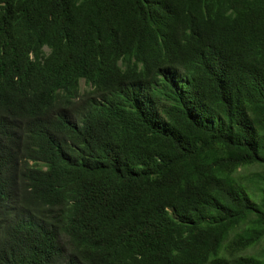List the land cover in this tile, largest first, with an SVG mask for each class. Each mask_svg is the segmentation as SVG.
I'll use <instances>...</instances> for the list:
<instances>
[{"label": "trees", "instance_id": "1", "mask_svg": "<svg viewBox=\"0 0 264 264\" xmlns=\"http://www.w3.org/2000/svg\"><path fill=\"white\" fill-rule=\"evenodd\" d=\"M0 264H264V0H0Z\"/></svg>", "mask_w": 264, "mask_h": 264}, {"label": "rangeland", "instance_id": "2", "mask_svg": "<svg viewBox=\"0 0 264 264\" xmlns=\"http://www.w3.org/2000/svg\"><path fill=\"white\" fill-rule=\"evenodd\" d=\"M87 86L82 82V80L79 81V90L82 91L83 89H86ZM263 245V244H261Z\"/></svg>", "mask_w": 264, "mask_h": 264}]
</instances>
